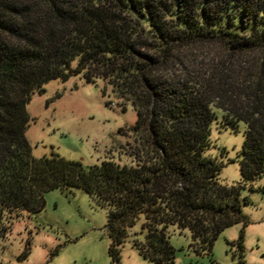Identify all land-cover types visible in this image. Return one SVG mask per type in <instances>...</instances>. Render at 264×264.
Here are the masks:
<instances>
[{
  "label": "trees",
  "instance_id": "trees-1",
  "mask_svg": "<svg viewBox=\"0 0 264 264\" xmlns=\"http://www.w3.org/2000/svg\"><path fill=\"white\" fill-rule=\"evenodd\" d=\"M199 43L254 57L243 75L181 68L179 52ZM80 75L131 103L138 121L130 129L144 134V159L85 166L55 152L33 156V96ZM215 124L245 126L237 184L220 180L227 150L212 153ZM261 180L264 0H0V238L23 213L42 211L47 193L81 189L107 211L113 263L121 264L143 216L145 241L135 248L152 264H174L172 227L191 232L197 253L212 254L225 230L248 225L245 191Z\"/></svg>",
  "mask_w": 264,
  "mask_h": 264
},
{
  "label": "rangeland",
  "instance_id": "rangeland-1",
  "mask_svg": "<svg viewBox=\"0 0 264 264\" xmlns=\"http://www.w3.org/2000/svg\"><path fill=\"white\" fill-rule=\"evenodd\" d=\"M178 55L181 68L202 74L222 67L243 75L254 57L253 53L243 57L231 54L217 43L187 46ZM119 96L106 82L88 83L84 75L67 82L47 83L45 93L34 95L28 105L33 121L27 139L33 156L50 157L55 152L85 166L107 159L134 165L144 159L147 149L144 134L130 129L138 121L137 112ZM121 129L123 132H119ZM244 130V125L240 132L219 124L213 126L212 139L218 149L212 153L220 158V151L227 150L220 175L224 184L242 181L239 160ZM254 187V191H245L252 200L243 207L248 225L241 223L225 230L212 254L197 253L191 232L172 227L174 264H264V180ZM144 222L142 216L122 246L121 264H152L134 246L136 239L145 241ZM106 225L107 211L96 205L84 190L51 191L45 195L42 211L23 213L0 238V264H115ZM242 233L244 240L240 244Z\"/></svg>",
  "mask_w": 264,
  "mask_h": 264
}]
</instances>
